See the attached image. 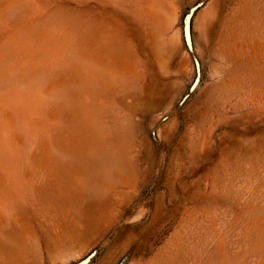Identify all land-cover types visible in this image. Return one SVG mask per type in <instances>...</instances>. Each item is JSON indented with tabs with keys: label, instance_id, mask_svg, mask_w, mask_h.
Masks as SVG:
<instances>
[{
	"label": "rangeland",
	"instance_id": "obj_1",
	"mask_svg": "<svg viewBox=\"0 0 264 264\" xmlns=\"http://www.w3.org/2000/svg\"><path fill=\"white\" fill-rule=\"evenodd\" d=\"M0 264H264V0H0Z\"/></svg>",
	"mask_w": 264,
	"mask_h": 264
}]
</instances>
